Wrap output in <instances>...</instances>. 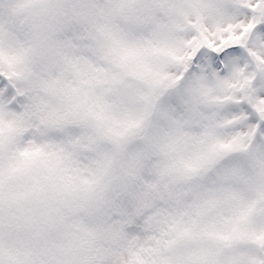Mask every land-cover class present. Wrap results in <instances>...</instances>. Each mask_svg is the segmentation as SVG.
I'll list each match as a JSON object with an SVG mask.
<instances>
[{"label": "snow or ice", "instance_id": "obj_1", "mask_svg": "<svg viewBox=\"0 0 264 264\" xmlns=\"http://www.w3.org/2000/svg\"><path fill=\"white\" fill-rule=\"evenodd\" d=\"M0 264H264V0H0Z\"/></svg>", "mask_w": 264, "mask_h": 264}]
</instances>
